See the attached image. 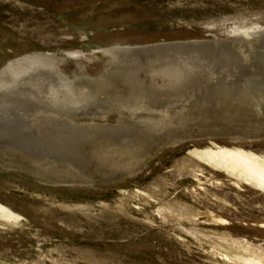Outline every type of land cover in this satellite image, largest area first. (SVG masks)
I'll return each instance as SVG.
<instances>
[{"label":"rangeland","instance_id":"1","mask_svg":"<svg viewBox=\"0 0 264 264\" xmlns=\"http://www.w3.org/2000/svg\"><path fill=\"white\" fill-rule=\"evenodd\" d=\"M0 113V264L264 256V0H0Z\"/></svg>","mask_w":264,"mask_h":264},{"label":"bare ground","instance_id":"2","mask_svg":"<svg viewBox=\"0 0 264 264\" xmlns=\"http://www.w3.org/2000/svg\"><path fill=\"white\" fill-rule=\"evenodd\" d=\"M4 97V96H3ZM3 111V110H2ZM7 112V111H6ZM5 114L4 112H2ZM1 114V113H0ZM0 119H3L1 116ZM251 120V119H250ZM258 120V119H257ZM236 121V120H235ZM243 121V120H242ZM260 121V120H259ZM247 168V166H246ZM248 169V168H247ZM250 169V168H249ZM252 171V170H251ZM256 171V170H255ZM244 172V171H243ZM247 172V171H246ZM253 173V172H252ZM199 174V173H198ZM197 174V175H198ZM255 174V173H254ZM253 174V175H254ZM248 175V174H247ZM255 180H260L264 182V177L260 176L259 173L255 175ZM253 179V178H252ZM238 184V183H237ZM236 184V185H237ZM0 221L2 222V225H18L21 221L16 215L11 213L10 211H7L6 209L0 207ZM236 243L240 244L239 247L242 249V254H238L237 252L236 258L237 261H240L242 264H264V256L260 253H258V250L254 249L253 246L248 244H243L242 242H237ZM233 244V243H232ZM236 245V244H235ZM238 247V245H237ZM236 248V249H240ZM257 248V247H256ZM260 251V250H259ZM227 253V252H226ZM234 256V255H233ZM232 258V256H231ZM229 262V261H228ZM239 262V263H240Z\"/></svg>","mask_w":264,"mask_h":264}]
</instances>
